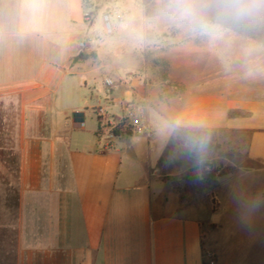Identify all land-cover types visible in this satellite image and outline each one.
<instances>
[{"label": "crops", "instance_id": "obj_1", "mask_svg": "<svg viewBox=\"0 0 264 264\" xmlns=\"http://www.w3.org/2000/svg\"><path fill=\"white\" fill-rule=\"evenodd\" d=\"M98 5L48 0L33 22L0 0V236L15 264H264V39L164 46L122 22L105 35ZM128 102L151 136L108 137ZM242 135L250 167L188 188Z\"/></svg>", "mask_w": 264, "mask_h": 264}, {"label": "rangeland", "instance_id": "obj_2", "mask_svg": "<svg viewBox=\"0 0 264 264\" xmlns=\"http://www.w3.org/2000/svg\"><path fill=\"white\" fill-rule=\"evenodd\" d=\"M89 2L99 4L95 11V27L98 31H100L101 14L108 12L112 14L114 24L122 22L120 26L126 24L127 27H134L132 29L122 27L120 31L122 36L127 34L147 36L151 33L155 38H159L164 46L176 41L190 42L192 40L196 43L200 42L201 38L219 36L243 35L264 39V0H247V14L239 18L226 15L220 11L214 14L213 10L217 9V5L208 2L202 18L206 25L214 26V30L212 27H205L198 21L178 18L172 11L170 0H89ZM256 22L260 25L259 27H256ZM138 26L141 27L139 31L136 29ZM142 26H145V29H142ZM138 32L139 34H137ZM237 45L234 42L233 46L226 45V48L232 54L236 46L245 49L251 48V50L257 49L255 45ZM117 67L123 69L122 64H118ZM88 111L91 112V110ZM245 143V136L242 135L238 140L227 141L224 146L214 147L219 162L214 163L211 160L203 162L201 170L198 169L186 176V183H190L193 188L199 190L225 172L250 167L252 163L245 159ZM228 169L230 170L228 171ZM1 175L3 179L10 182L11 177L6 173H1ZM200 183L202 184L200 185ZM219 187L220 185L217 186V190ZM242 197L244 199V195ZM2 200H4L3 187L0 184V207ZM15 247L16 242L13 238L10 240L0 236V264H15Z\"/></svg>", "mask_w": 264, "mask_h": 264}, {"label": "clouds", "instance_id": "obj_3", "mask_svg": "<svg viewBox=\"0 0 264 264\" xmlns=\"http://www.w3.org/2000/svg\"><path fill=\"white\" fill-rule=\"evenodd\" d=\"M208 2L215 3L220 12L237 18L243 17L248 11L247 0H170L172 11L178 18L198 21L205 27H212L214 30V26L206 25L202 18ZM47 7L48 0H18L21 17L33 22L45 15Z\"/></svg>", "mask_w": 264, "mask_h": 264}, {"label": "built area", "instance_id": "obj_4", "mask_svg": "<svg viewBox=\"0 0 264 264\" xmlns=\"http://www.w3.org/2000/svg\"><path fill=\"white\" fill-rule=\"evenodd\" d=\"M83 20L85 22H90L91 16L88 12L84 13ZM101 27L102 32L105 35H110L115 30V24L112 21V14L105 12L101 14ZM79 50H92L91 40L86 38L80 40L77 44ZM134 77L133 74H127L125 79L129 80ZM103 85L106 88H113L114 82L111 79H104ZM143 103H135V102H128L122 109V114L120 119L116 121H108L106 128H108V137L112 138L114 135L112 134V130L117 128L119 132H128L130 134H143L145 136H151L152 130L150 126L143 120ZM206 257L208 258L209 262L212 264L214 260V256L212 253H206Z\"/></svg>", "mask_w": 264, "mask_h": 264}, {"label": "trees", "instance_id": "obj_5", "mask_svg": "<svg viewBox=\"0 0 264 264\" xmlns=\"http://www.w3.org/2000/svg\"><path fill=\"white\" fill-rule=\"evenodd\" d=\"M214 14H215V12H214ZM125 132H126V131H125ZM126 133H128V132H126ZM112 134H113L114 136H118V135L121 134V132H119L117 128H114V129L112 130ZM0 161H4V162H6V163L9 162V158H6L1 150H0ZM229 170H230V169H228V171H229ZM225 173H226V172H225ZM225 173H224V174H225ZM221 175H223V174H221ZM189 182H190V181H189ZM201 184H202V183H200V185H201ZM189 187H192V186L190 185V183L188 184V188H189Z\"/></svg>", "mask_w": 264, "mask_h": 264}]
</instances>
